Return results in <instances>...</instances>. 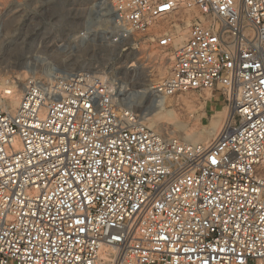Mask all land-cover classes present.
Segmentation results:
<instances>
[{"label":"built area","instance_id":"obj_1","mask_svg":"<svg viewBox=\"0 0 264 264\" xmlns=\"http://www.w3.org/2000/svg\"><path fill=\"white\" fill-rule=\"evenodd\" d=\"M110 3L115 41L173 49L157 102L210 91L223 128L161 133L94 74L28 86L0 107V264H264V0Z\"/></svg>","mask_w":264,"mask_h":264},{"label":"rangeland","instance_id":"obj_2","mask_svg":"<svg viewBox=\"0 0 264 264\" xmlns=\"http://www.w3.org/2000/svg\"><path fill=\"white\" fill-rule=\"evenodd\" d=\"M113 18L110 0H0V107H14L4 89L14 91L18 78L26 86H51L89 73L118 89L127 86L125 102L144 115L147 126L161 124V130L154 128L161 133L203 143L213 124L222 128L226 113L221 119L216 113L227 109L211 92L157 102L151 86L169 75L173 49H157L138 36L115 41ZM192 132L195 137L188 139Z\"/></svg>","mask_w":264,"mask_h":264},{"label":"bare ground","instance_id":"obj_3","mask_svg":"<svg viewBox=\"0 0 264 264\" xmlns=\"http://www.w3.org/2000/svg\"><path fill=\"white\" fill-rule=\"evenodd\" d=\"M112 13H113V9H112ZM91 29L92 28H90V30ZM28 86H31V85H27L26 86L25 80L18 78L14 91L8 90L7 88H5L4 89V92H5L4 94H6L7 96H8V94L10 95V96H8L9 99H10V102L12 103V105H14V107H16V105H18V102H19V94H22L23 91ZM122 88L126 90L127 86L126 87H122ZM208 92H210V91H208ZM225 113H227V112H225V110L222 109V110L218 111L216 114H218V117L221 119L222 117L225 116ZM168 114H170V113H168ZM152 127L156 128L157 130H161V124L157 125V123L154 122V123H152ZM222 128H218L217 123L213 124V126L210 128L209 133L204 136V138H203L204 142L203 143L206 144V145H209V144L213 143L215 141V139L217 138V136L219 135V133L221 132ZM192 134H193V136H192ZM192 134H188L187 135L188 139H193V137H195L193 132H192ZM199 139H201V138H199Z\"/></svg>","mask_w":264,"mask_h":264}]
</instances>
